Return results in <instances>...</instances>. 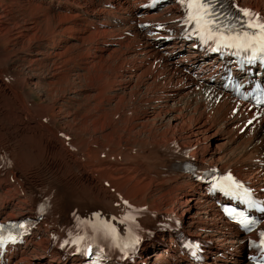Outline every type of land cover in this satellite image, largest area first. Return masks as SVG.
Returning a JSON list of instances; mask_svg holds the SVG:
<instances>
[{
	"label": "bare ground",
	"instance_id": "bare-ground-1",
	"mask_svg": "<svg viewBox=\"0 0 264 264\" xmlns=\"http://www.w3.org/2000/svg\"><path fill=\"white\" fill-rule=\"evenodd\" d=\"M153 1L0 0V219L48 204L14 264H60L78 220L117 237L132 206L146 209V264H187L164 219L204 241L202 264H248L245 238L181 166L231 172L264 199V111L187 69L200 60L167 32L179 9L143 10ZM236 1L264 18V0Z\"/></svg>",
	"mask_w": 264,
	"mask_h": 264
},
{
	"label": "snow or ice",
	"instance_id": "snow-or-ice-1",
	"mask_svg": "<svg viewBox=\"0 0 264 264\" xmlns=\"http://www.w3.org/2000/svg\"><path fill=\"white\" fill-rule=\"evenodd\" d=\"M190 8L193 6V3H189L188 5ZM199 7L202 9H207L206 4H199ZM244 16L251 15L247 10L243 12ZM214 14L205 12L204 14H198L194 15L193 13H189V20L194 21V26L197 29H201V38L205 35V31L207 32L208 39H212L214 36L218 37L217 44L219 45L221 42H224L225 46L227 47H237V48H247L249 47V44L245 41V38H248L249 40L255 38L254 33H248L244 32L243 35L239 34V31L237 30V35H225V29L224 25L221 23H218V19L213 18ZM254 25L252 23L248 24V27L251 28ZM258 27L262 31V35L260 36V50L264 51V23H261L258 25ZM235 29V25L232 26L231 29H228L227 31L231 33L232 30ZM235 41V43H233ZM207 43V40H205ZM254 58V57H253ZM264 235V234H262Z\"/></svg>",
	"mask_w": 264,
	"mask_h": 264
},
{
	"label": "rangeland",
	"instance_id": "rangeland-1",
	"mask_svg": "<svg viewBox=\"0 0 264 264\" xmlns=\"http://www.w3.org/2000/svg\"><path fill=\"white\" fill-rule=\"evenodd\" d=\"M236 3H238V5H240L241 6V3L240 2H236ZM97 55V54H96ZM198 99V98H197ZM178 108H180L181 107V104H178V106H177ZM44 122H45V120H44ZM59 136H61V135H59ZM213 137L210 139V142H211V144H212V147L214 148V147H218L219 146V144L221 143L220 142V135H218V134H216V135H212Z\"/></svg>",
	"mask_w": 264,
	"mask_h": 264
}]
</instances>
